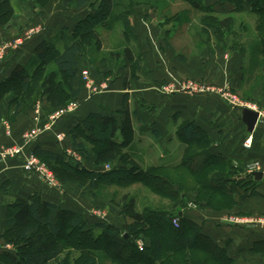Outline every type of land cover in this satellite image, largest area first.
<instances>
[{"label": "crops", "instance_id": "0c3cea01", "mask_svg": "<svg viewBox=\"0 0 264 264\" xmlns=\"http://www.w3.org/2000/svg\"><path fill=\"white\" fill-rule=\"evenodd\" d=\"M245 1L242 9L237 7V0H224L217 5L206 4V7L214 8L215 14L232 15L240 12L253 14L249 0ZM31 2L9 0L13 13L12 27L15 29L25 27L36 20L38 21L36 24L47 27V31L10 54L1 65L0 83L8 78L18 65L25 67L29 74H33L40 65L39 52L44 43L54 44L56 50L63 53L65 42L58 37L59 32L63 28H68V34L71 35L76 24L91 12V9H86L87 7L69 8L67 0H51L49 6L42 10L37 6L36 1ZM145 8L141 7V15L136 12L131 16L130 38H123L124 30L120 34V37L126 42L125 49H130L136 58L138 56L141 58L140 68L133 70L130 61L124 57H120L121 64L123 62L120 67L116 61L113 63L105 54L98 64H93L94 61L90 54L95 51L89 52L88 60H83L86 64L82 67L84 69L86 66L89 67L101 80H107L109 90L90 97V90L85 83L78 81L77 88L82 91L79 101H76L77 108L70 115L63 117V120L52 129L44 131L40 138L33 142L28 153L33 152L37 147L51 152L61 151L63 147L72 148L73 140L70 132L91 114L98 115L99 121L115 115L118 125L121 126L127 116L121 113L126 100V110L129 112L128 117L134 131L133 142L127 149V153L143 170L158 168L162 173L177 171L184 161L189 146V143L183 140L179 132L183 122L194 123L204 132L212 143L211 153L213 155L231 161L233 165H238L241 161L244 164L254 160L257 147L245 152L240 145L241 140L243 141L249 134L240 111L226 103L218 95H200L188 92L171 94L166 91V86L175 77L183 79L211 78L214 80L215 78L223 79L227 74L228 77L230 76L227 79L231 82L234 91L242 94L248 92L250 97L252 96L254 100L264 106V85L256 90L254 84L257 71H262L264 77V58L246 45L247 49H245L246 46H242L243 51H229L231 53L228 52V54H230L232 62L229 66L224 67L221 61L226 62L227 60L223 57L220 49L204 44L205 47L202 46L199 55H192L188 62L186 57L177 56L172 47L171 37L175 36L173 35L174 30L166 31V42L165 40L158 41L159 48L155 49V45L150 46L145 39L151 35L148 34L149 27L154 28V25L159 22L154 12H148L154 22L146 26L147 21L143 15L148 14H144ZM40 15L44 16L40 17ZM114 20L112 19V21ZM110 23L100 27L101 36L108 32L111 27ZM117 23L120 25L121 22L116 21ZM5 30L0 25V47L5 41L11 39V34ZM247 50L248 52H245ZM261 66L263 67L261 68ZM245 69L248 78L246 83L244 82ZM10 107L8 104L6 107H0V152L7 148L23 145L24 134L35 128H45L44 126L50 121L48 114L54 111L41 92H37L33 96L31 105L22 107L17 114H14V108ZM263 131L264 122L261 121L260 115L255 131L252 133L255 145L257 137L259 141L264 142ZM260 134H262L261 138ZM116 135V141L122 142L120 129ZM64 137L66 138L63 139ZM68 139L72 145L69 144ZM27 155V152H24V154L10 159L0 155V238H3L6 232L7 220L12 213L10 205L14 203L12 200L29 201L35 195L41 197L43 202L55 204L60 209L84 215L91 226L109 221V217L102 218L101 215L95 214V211L91 217L89 211H91L92 204L81 195L79 187L70 191V187L75 188V185L66 184L69 187L63 188V191L59 188L51 189L39 175L26 171L24 164ZM86 167L93 170L89 164ZM261 172L263 173L262 179L259 181L254 179L256 181L254 192L247 193V195L239 190L235 193L236 207L233 212L255 215L261 210L264 211V169ZM103 186L113 187L114 185L105 183ZM145 210L155 209L149 207L137 209L138 213H143ZM176 210L180 211V209ZM162 211L173 212L175 208ZM182 211L180 216L182 214L183 217L199 225L205 236L221 248H225L227 257L231 259V264H264V229H254L225 222L220 216L218 217V214L202 213L197 210H186V208ZM51 213V219L55 220L57 211ZM109 224L118 228L124 226H119L115 222ZM96 231H99L98 234L101 233L99 229ZM1 247L2 245H0V252L3 249Z\"/></svg>", "mask_w": 264, "mask_h": 264}, {"label": "trees", "instance_id": "16d2710c", "mask_svg": "<svg viewBox=\"0 0 264 264\" xmlns=\"http://www.w3.org/2000/svg\"><path fill=\"white\" fill-rule=\"evenodd\" d=\"M188 1L197 10L214 13V8L206 7L203 0ZM236 3L237 7L242 9L246 1L237 0ZM249 3L252 13L264 20V0H249ZM67 4L76 9L92 6L91 12L76 24L71 35L68 34V28L59 32L58 37L65 42L63 53H59L54 44L44 43L39 52L40 65L33 74L18 65L11 75L0 83V107H6L8 104L11 109L14 108V114H17L22 107L31 105L37 92H41L54 111L61 110L70 102L79 101L82 90L77 88L76 84L82 81V62L92 49L98 54L103 49L100 27L109 24L112 19H117L123 25L124 34L130 38V20L133 12L130 7L124 5V0H67ZM0 12L5 13V19L12 13L9 0H0ZM210 27L209 25L205 31L209 32ZM262 39L261 47L264 52L263 36ZM123 56L130 61L133 70L140 68L141 58H136L130 49H125ZM118 59L119 54L115 56V60ZM51 65L55 69L49 73L47 69ZM86 68L89 69L87 66ZM91 73L98 76L95 72ZM58 78H62L65 83L61 84ZM3 92H9L12 99L7 101ZM62 98H65V101H62ZM121 113L127 115L121 126L118 125L115 115L99 121L98 115L91 114L70 132L73 146L87 164L92 163L93 170L88 169L83 162H75L62 150L51 152L37 147L32 153L58 170L59 178L65 184H75L83 190L87 188L94 194L105 183L127 186L137 182L149 187L156 194L175 201V211L155 209L138 213L135 200H128L126 197L123 200L124 214L131 219V223H125L122 228H118L106 222L91 226L84 215L43 202L38 195L29 201L17 200L10 205L14 211L7 220L3 237L17 248V251L0 253L1 261L7 264H70L68 257L61 260L66 247L54 238L60 235L69 237L70 233L82 242L81 258L76 264H99L96 257L84 255L85 252L93 254L96 251H104L109 260L116 264H202L194 259L198 252L208 254L212 260L216 259L221 264H231L225 248L205 236L199 225L180 216L185 207L183 193L175 190L173 183L162 175L160 169L143 170L127 153L133 142L134 131L128 117L129 112L126 110V100ZM119 129L122 142L116 141ZM179 132L189 146L177 171L186 170L197 175L204 191L231 200L239 190L244 191L246 188L247 191L254 192L255 180L234 179V173L239 172L240 168L234 170V167L230 166L231 161L213 155L212 143L194 123L183 122ZM92 134L105 138V142H98L93 149H88L79 139L92 140ZM107 165L111 169L105 171L104 167ZM52 211H57L55 220L51 219ZM176 218L179 220L178 227L173 224ZM154 221L159 223L157 227L154 226ZM97 229L101 230L98 235L95 233ZM140 236L148 240L143 249H139L137 245ZM128 256H131V259H128Z\"/></svg>", "mask_w": 264, "mask_h": 264}, {"label": "rangeland", "instance_id": "374dc122", "mask_svg": "<svg viewBox=\"0 0 264 264\" xmlns=\"http://www.w3.org/2000/svg\"><path fill=\"white\" fill-rule=\"evenodd\" d=\"M23 1L28 3H30L31 1H36L37 6L41 7L42 10L49 6L51 0H23ZM222 1L224 0H206L205 3V0H203V3L205 4V6L206 4L217 5ZM130 2L131 4L129 5ZM124 5H127L128 7L131 8L133 12L132 15L136 12H138L141 15V7H146L144 10L145 11L144 14H148V15H143V18L145 19V21H147L146 26L147 24L150 25L151 23L154 22V19L150 17L148 12L151 13L154 12L157 16L156 19H158L159 24L154 25V28L149 27L150 32L148 34H151L152 37L151 35H148L149 38L145 40L148 41L150 46L154 44L155 49L159 48L158 41L165 40L166 42L167 40L166 31L174 30L173 35L175 36L171 37L172 47L174 48V51L177 54V56L186 57V61L188 62L190 61L192 55L194 56L199 55V52L202 50V46L204 44L211 45L210 47L215 46L216 48L218 47V49H220V51L223 54V57L225 58V60H227L225 62L220 58V60H222L221 62L223 63L224 67H226V65L229 66L232 62L230 59L231 57H229L230 54H228V52L232 50L234 52L238 50L243 51L242 46H246V45L250 46L248 47L250 48V50L252 48V50L255 53L256 52L260 53L261 56L264 58V52L261 47L263 41L262 36L264 37V20H260L259 18H257L258 16L256 14H245L241 12L236 14L234 13L232 15L215 14L216 12L209 13V12L197 10L196 8L193 7L192 4L189 3L188 0H124ZM86 7H87L86 9L88 10L92 6H86ZM4 14L0 12V25L4 29H6L5 30L6 32H9V34H11L10 35L11 39L5 41V43L0 47V52L2 54V58L0 59V68L1 65L8 59V57L13 51L20 49L23 45L34 40L37 36H41L45 34L47 31L46 29L47 27H43V26L41 27V25L36 24L38 22L36 20L32 23H29L25 27L22 26L23 28L21 27L15 29L12 27L13 13L8 14L6 19ZM43 16L44 15H40V17ZM141 20L143 21L142 18ZM116 21L119 20L115 19L114 21H112L110 23L111 27L108 30V32H106L105 35L103 34V36H101L103 38V39L101 38L103 43L102 44L103 49L101 54H96L95 52L90 54V56L92 57L90 58L92 59V61H94L93 64H98L101 61L103 54H105V56L110 58L113 61V63L116 61V64L118 66L120 65L121 67V65L123 64V62L121 64L120 59L115 60V56L118 54L121 58L124 57L123 55L126 46L125 40L122 39V37H120V34L124 30V28L122 27L121 23L120 25L118 23L116 24ZM228 21L230 22L228 23ZM130 24H131V20H130ZM209 25L211 26L209 28V32H206L205 30ZM31 30H35L36 35L33 36L34 35L33 34L30 38L25 39ZM123 38H127V36L124 35ZM247 46L245 47V49H247ZM248 50L245 52H248ZM91 51H93V49ZM111 55H113V57ZM85 60H88V56L85 58ZM84 64H86V62H82V66ZM245 64H247V62H245ZM262 67L263 66H261V68ZM54 69L55 67L51 65L48 66L47 70L50 73L54 71ZM244 75H245L244 82L246 83V80L248 81L246 69L244 71ZM229 77L227 74L224 75L223 79L215 78L214 80H211V78L183 79V78L175 77L173 81H177V82L193 81L199 84L200 83L204 84L208 88H215L216 93H208V94L220 96L226 103L230 104L232 107H235L236 110L240 111L241 114L244 107L246 108L249 107V109L258 111L261 114V121L264 122V106H262L260 102H257V100H254L252 96H251L252 99H249L251 97L248 95V92L242 94L240 92H237L236 90L234 91L232 89L231 82H229L227 79ZM256 77L257 78L254 84L256 90H258V87L260 89L264 85L263 72L257 71ZM95 78L98 81L100 80L96 76ZM58 80L60 81L61 84L65 83L62 82V78H58ZM3 93H5L4 96L7 101L12 99V95L9 92H3ZM102 93L94 94L92 97ZM61 100L65 101V98H62ZM71 103L74 102H70L61 110L67 109L71 105ZM53 112L48 114L50 121L48 122V124H46V126H44L45 128L40 129L39 127L27 132V133L31 132L34 135H37L36 139L31 141L30 143L25 144V139L23 138L24 144L21 146H24V152L25 153L27 152L28 154L27 158L29 156H34L32 152L28 153V150L30 149L33 142L38 138H40V136L43 134L44 131L47 130L49 131V129H52L57 123L63 120L62 119L63 117L68 116L72 113V112L65 113L63 116L59 117L55 121H52V118L58 112L60 113L61 111H53ZM39 131H42L40 135L38 134ZM92 135H93V139L89 141H86L83 138L79 139L80 142L83 143L86 148L93 149L95 146L99 144L98 142H105V138L99 137L98 134H92ZM261 136L262 134L259 135L260 138ZM247 137L243 141L241 140L240 145L242 149L245 152H248L253 150L254 147L255 148L257 147L255 149L257 154L254 160L252 161L250 160L244 164H242L243 163L242 161L239 162L238 165H233V163L230 162V166L235 167L233 168L234 170L240 168L239 172L237 171L234 173L235 176L233 175L234 176L233 178L239 181L243 179L254 180L255 176L254 174L251 173V171L255 169L257 170V172H261L264 169V162H263L264 142L259 141L257 137L256 145H255V138L253 137V134L249 133L247 134ZM65 138L66 137H64L63 139ZM248 140H251L250 148L245 147V144ZM257 141L259 142L257 143ZM68 142L69 144L71 143L70 139H68ZM62 152L67 154L69 157H71L75 162L76 161L84 162L85 166H87V163L85 162L83 156L80 154L79 151H77L76 147H74L73 145L72 148L63 147ZM37 160L40 162V164L45 165L47 172L52 174V179L54 181L53 182L48 181L50 183H53L52 185L47 183L41 177L44 183L47 184L49 188L51 189L59 188L60 190L63 191V188L69 187L61 180V178H59L58 170L53 168V166L50 165V163L42 161L38 157ZM89 165L92 166V163H89ZM104 168L105 170H110L107 169L108 168L107 166ZM162 175L173 183L176 191L178 190L179 192L183 193V196L185 198V207L183 209L186 208V210H197L198 212H202V213L218 214V217L220 216V218L225 222H229V223L233 222L234 224H238L239 226H246L250 228L253 227L254 229H260V228L264 229V211L261 210L255 215L243 213V212L241 213L233 212V210L236 207L234 197L233 200H231V198H225L219 194L217 195L209 191H204L203 188L201 187L202 183L197 175L191 174L186 170H179L175 172H163ZM226 176H228V174ZM78 187H79L78 185H75V188L70 187L71 188L70 191ZM78 190L80 191L81 195L83 197H86V200H88L92 204L91 211H89L91 217L93 215V211H95V214L97 213L98 215L109 217V221H107L108 224L110 222H115L119 226L120 225L123 226L125 225V223L127 224L131 223V219H128L124 214L125 211L123 207V200L126 197H128L126 198L128 200L129 199L135 200L136 211L137 209L139 210L140 207H149L151 209H156L158 211H162L165 209L173 210L175 204V201L170 200L168 198H164L153 192L149 187L137 182L127 186L114 185L113 187H106L101 185L99 191H97L94 194L91 193L89 190H87V188L86 190L78 188ZM254 190H255V183H254ZM243 192L245 194L250 193V191H247L246 188ZM95 194L96 197H94ZM8 201L11 202V200ZM101 201L103 203H99ZM12 202L15 201L12 200ZM110 206L115 210L111 209ZM12 211H14V209H12ZM119 211H121V213H119ZM158 225L159 223L157 221H154V226L157 227ZM98 232L99 231H96V234H98ZM68 236L69 237L60 235L59 237H54V238H56L61 244H64V246L66 247L65 252L63 253L64 257H62L61 260H64L68 257L70 258V264H76V261L81 258L80 256L82 252L80 250V244L82 242L79 241L78 239L76 240L74 237H72V235H70V233ZM147 242H148L147 239H145L143 236H140V238L137 240V245L141 244L143 249ZM0 245H2L1 248H3L1 249V252L9 251L12 253H16L17 251V248H15L12 244L8 243L7 240L4 238H0ZM67 254L69 255L71 254V256L69 257ZM87 254L90 255L91 257L93 256L96 257L99 261V264H116L111 260H109V258L107 257L104 251H96L93 254H89L88 252H85L84 255ZM128 257H129L128 259H131V256ZM194 257H195L194 258L195 261L200 263L202 262V264H221L216 259L212 260V258L206 253L198 252L196 255H194ZM3 262L5 261L0 260V264H7L6 262L5 263Z\"/></svg>", "mask_w": 264, "mask_h": 264}, {"label": "built area", "instance_id": "2783aa9c", "mask_svg": "<svg viewBox=\"0 0 264 264\" xmlns=\"http://www.w3.org/2000/svg\"><path fill=\"white\" fill-rule=\"evenodd\" d=\"M32 35L33 36L36 35L35 30H31L30 33L28 34V36H26L25 39L30 38ZM1 58H2V54L0 52V59ZM96 77H98V76H96ZM81 78H82V81L87 86V88L90 90V93H91L90 97H92L94 94L106 92L107 90H109V82L107 80H105V81L102 80L101 81L100 77H98L100 79V81H98L95 78V76L92 75L90 69H84L82 71V73H81ZM166 91L168 93H171V94L172 93H176V92H188L190 94L216 93V89L215 88H208L204 84H201V83L199 84V83L193 82V81H190V82L172 81L166 87ZM234 98H236V97H234ZM77 105L78 104L74 102V103H71V105L67 109L59 110L61 112L60 113L58 112L52 118V121H55L59 117L63 116L65 113L73 112L77 108ZM244 108H246V107H244ZM247 108H249V107H247ZM41 132L42 131H39L38 134L40 135ZM36 138H37V135H34L31 132L26 133L25 136H24L25 144L26 143H30L31 141H33ZM245 147L246 148H250L251 147V140H248L246 142ZM22 154H24V146H15V147L7 148V149L3 150L2 152H0V155H2L4 158H7V159L15 158V157L20 156ZM107 167H108L107 169H111L110 166L107 165ZM24 169L26 171H28V172H34L36 174H39V176L42 177L47 183H49L50 185L53 184V183H50V182L54 181L52 179V174L47 172L44 164H40V162L37 160V156L36 155L29 156L28 158L26 157L25 164H24ZM255 172H257V170H255V169L251 171L252 174H254ZM48 181H50V182H48ZM102 218H105V217L102 216ZM173 224L176 227L179 226L178 218L173 220ZM138 246H139V249H142V245L141 244H138Z\"/></svg>", "mask_w": 264, "mask_h": 264}, {"label": "water", "instance_id": "95a60500", "mask_svg": "<svg viewBox=\"0 0 264 264\" xmlns=\"http://www.w3.org/2000/svg\"><path fill=\"white\" fill-rule=\"evenodd\" d=\"M259 119H260V113L258 111H255L249 108H244L242 110V120L247 127L248 133H253L255 131V128L259 122ZM254 176H255V179L259 181L262 179L263 173L255 172Z\"/></svg>", "mask_w": 264, "mask_h": 264}]
</instances>
